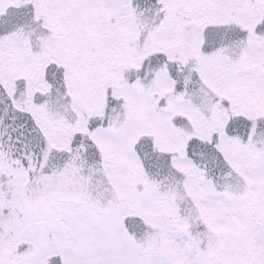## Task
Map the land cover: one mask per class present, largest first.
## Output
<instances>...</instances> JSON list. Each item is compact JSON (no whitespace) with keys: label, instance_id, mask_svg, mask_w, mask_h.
Listing matches in <instances>:
<instances>
[{"label":"snow or ice","instance_id":"6c2138e0","mask_svg":"<svg viewBox=\"0 0 264 264\" xmlns=\"http://www.w3.org/2000/svg\"><path fill=\"white\" fill-rule=\"evenodd\" d=\"M0 264H264V0H0Z\"/></svg>","mask_w":264,"mask_h":264}]
</instances>
